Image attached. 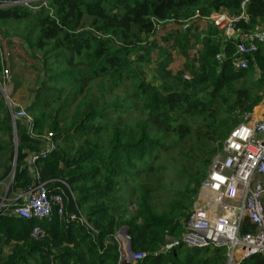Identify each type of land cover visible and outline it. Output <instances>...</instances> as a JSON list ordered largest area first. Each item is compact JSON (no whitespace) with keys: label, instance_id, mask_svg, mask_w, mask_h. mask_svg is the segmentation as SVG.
Here are the masks:
<instances>
[{"label":"trees","instance_id":"obj_1","mask_svg":"<svg viewBox=\"0 0 264 264\" xmlns=\"http://www.w3.org/2000/svg\"><path fill=\"white\" fill-rule=\"evenodd\" d=\"M243 1L50 0L39 11L0 8V84L12 85L10 101L23 88L16 49L35 74L20 98L32 127L24 119L14 127L0 89V181L11 175L15 131L7 198L32 185L27 159L45 150L51 133L57 147L35 168L50 190L65 192L68 214L41 223L47 236L36 241L30 233L37 223L12 214L23 201L4 208L0 264H123L114 238L123 228L133 253L148 254L139 264H226L224 248L164 245L166 236L181 240L213 159L264 98V43L249 69L235 70V44L209 21L214 13L239 15ZM245 12L249 22L237 29L264 30V0H250ZM172 25L179 28L160 44L158 34ZM171 51L184 58L177 72ZM221 52L228 60L220 66ZM152 63L155 84L144 70ZM168 171L171 187L162 182ZM78 210L94 231L69 219ZM241 264H264V255Z\"/></svg>","mask_w":264,"mask_h":264},{"label":"built area","instance_id":"obj_2","mask_svg":"<svg viewBox=\"0 0 264 264\" xmlns=\"http://www.w3.org/2000/svg\"><path fill=\"white\" fill-rule=\"evenodd\" d=\"M49 1L0 0V8L22 6L39 11L48 8ZM249 2H242L239 15L222 12L209 18L224 34L225 40L235 44L232 65L238 71L249 69L251 59L259 51L260 44L264 43V30L243 32L236 28L240 22H249L245 12ZM215 60L221 66L228 58L221 52ZM256 74H260L257 67ZM3 75L8 78L9 70L4 69ZM17 107L13 120L24 119L32 127V117L24 107ZM43 139L47 142L45 150L31 153L27 159L33 183L24 194L18 195L15 202L22 200L23 203L16 204L12 211L19 218L37 223L30 233L36 241L47 236V228L41 223H52L55 215L60 218L68 216L65 192L50 190L48 182L35 168L39 158L45 159L57 147L53 134L48 133ZM64 185L68 187L66 183ZM69 219L94 231L79 210ZM246 227L252 230L243 232ZM184 229L181 240L166 236L165 251L180 243L191 248H224L226 264H241L253 255H264V99L251 112L243 115V121L231 131L222 151L213 159ZM114 238L118 243L121 263L139 264L148 255L134 254L130 259L128 246L131 245V237L124 229L119 230Z\"/></svg>","mask_w":264,"mask_h":264},{"label":"rangeland","instance_id":"obj_3","mask_svg":"<svg viewBox=\"0 0 264 264\" xmlns=\"http://www.w3.org/2000/svg\"><path fill=\"white\" fill-rule=\"evenodd\" d=\"M178 28H179L178 25H172V26H170L168 28H163V29L161 28L162 31H160V33L157 36L158 41L160 42V44H163V41H161V37L163 35L167 34L171 30H175V29H178ZM205 28H206L205 27V24H202L201 30H204ZM171 53H173V55L175 57H174V61H173L172 65L170 66V69H172L174 72H177V71H179L182 68V66L184 64V58L181 57V56L176 55V53L174 51H171ZM15 55L18 57L17 58V63L20 65V68L17 67L18 68L17 70L19 72L21 71L24 74V77H23V80H22L23 88L21 90L17 91L16 94H14L15 95V98L13 100L15 101V103L12 100H11V102H13L14 105H23L22 101H20V98L21 97L23 98V96L26 94L24 92L25 89L26 88H29L32 85V83L34 81L35 74L32 73L33 71H32L31 68H29L27 65H25L26 58H27V57H25V53H23L18 48L15 51ZM156 58H157V52H154L153 59L155 60ZM8 70L10 71L9 68H8ZM144 70L146 72V79H147V81H149V82H151L153 84L157 83V80L155 79V78L158 77V74H157V64L152 63V64H149V65H145L144 66ZM260 75L261 74L255 75V78L254 79L255 80L259 79L260 78ZM10 76H11V71L9 72V77ZM3 78L7 79L5 77V75H3ZM3 89L5 90V93H6L7 96L10 95V93L13 91L12 85H10L8 87L5 86V88H3ZM126 89H127V87L122 88V92L121 93L122 94H125L127 92ZM263 91H264V89H263ZM25 96H24V99H26ZM7 100H8V98H7ZM15 123H16V120H15ZM171 175H172V173L168 171L167 172V175H166V178L164 180H162L164 186H169V187L172 186V183H171ZM11 184H12V182H11V177H10V178H8L7 182H5V184L0 185V213H2V211H3L4 208H6L5 211H7L8 207L10 208L12 205L14 206L15 205L14 204L15 199L18 197V195H21V194H24L25 193L24 192V193H19V194H13V195H11V197H8L7 198V193L9 191V188H10ZM159 202H161V201L159 200L158 203ZM158 205L159 206H162L161 203H159ZM13 209H12V211H13ZM185 248H187V246Z\"/></svg>","mask_w":264,"mask_h":264},{"label":"water","instance_id":"obj_4","mask_svg":"<svg viewBox=\"0 0 264 264\" xmlns=\"http://www.w3.org/2000/svg\"><path fill=\"white\" fill-rule=\"evenodd\" d=\"M0 89L4 95V98L6 100V102L8 103V106L11 110V114H12V117L14 119L15 117V109L13 108V105H12V102L10 101V99L8 98V96L6 95L5 93V90L3 89L2 85L0 84ZM8 98V100H7ZM14 127H15V120H14ZM16 131H15V142H16V145H15V156H14V161H13V165H12V171H11V182L13 183L14 181V177H15V173H16V159H17V153H18V149H17V139H16ZM1 214V213H0ZM124 231L126 232V229H124ZM128 253H129V256H130V259L132 258V256L134 255L133 251H132V248H131V245L128 246Z\"/></svg>","mask_w":264,"mask_h":264},{"label":"crops","instance_id":"obj_5","mask_svg":"<svg viewBox=\"0 0 264 264\" xmlns=\"http://www.w3.org/2000/svg\"><path fill=\"white\" fill-rule=\"evenodd\" d=\"M0 173H1V169H0ZM9 178V177H8ZM8 178H4L0 181V185L5 184V182H7Z\"/></svg>","mask_w":264,"mask_h":264},{"label":"bare ground","instance_id":"obj_6","mask_svg":"<svg viewBox=\"0 0 264 264\" xmlns=\"http://www.w3.org/2000/svg\"><path fill=\"white\" fill-rule=\"evenodd\" d=\"M263 30V29H262ZM250 66H251V64H250ZM17 196V195H16ZM19 203V202H18ZM16 204V203H15ZM13 206V205H12ZM124 229V228H123Z\"/></svg>","mask_w":264,"mask_h":264},{"label":"clouds","instance_id":"obj_7","mask_svg":"<svg viewBox=\"0 0 264 264\" xmlns=\"http://www.w3.org/2000/svg\"><path fill=\"white\" fill-rule=\"evenodd\" d=\"M11 176V175H10ZM10 176H9V178H10ZM3 213V212H2Z\"/></svg>","mask_w":264,"mask_h":264}]
</instances>
